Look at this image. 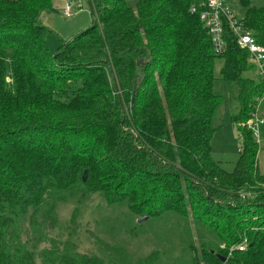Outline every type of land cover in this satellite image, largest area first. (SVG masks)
Returning <instances> with one entry per match:
<instances>
[{"label": "trees", "instance_id": "trees-1", "mask_svg": "<svg viewBox=\"0 0 264 264\" xmlns=\"http://www.w3.org/2000/svg\"><path fill=\"white\" fill-rule=\"evenodd\" d=\"M199 1L87 0L90 25L52 51L42 21L52 0H0V264H264V174L245 126L264 83L244 74L247 53L228 33L225 53H214L200 10L190 11ZM239 2L264 45V6ZM218 57L237 105L232 172L211 149ZM95 194L135 219L181 226L180 255L133 260L105 243L79 252L71 226L80 210L65 238L47 236L59 204Z\"/></svg>", "mask_w": 264, "mask_h": 264}, {"label": "rangeland", "instance_id": "rangeland-1", "mask_svg": "<svg viewBox=\"0 0 264 264\" xmlns=\"http://www.w3.org/2000/svg\"><path fill=\"white\" fill-rule=\"evenodd\" d=\"M137 0H126L130 6H135ZM74 0H52L53 10L42 15L43 23L52 30L48 36V46L55 51L61 42L71 39L75 34L86 29L91 23L87 0H81V8L78 9L73 4ZM257 5L264 6V0H254ZM234 13L241 17L245 8L239 0H231ZM66 5L71 6V16L63 15V9ZM248 64V62H247ZM223 65L222 58H216L214 61V92L223 97V100L216 107L212 117L213 135L211 138L212 157L227 172L235 169L237 159L240 153L241 138L237 124L232 117L237 114V105L232 100L231 90L227 83L220 78V69ZM249 65V64H248ZM255 78V72L251 69L244 73ZM264 108V101H263ZM257 168L260 174H264V124L260 127ZM74 210H80V215L71 226L76 230L78 236L77 250L79 252H97L101 245L118 244L126 248L133 260L147 256L153 250H163L173 253L174 258L179 256L178 245L186 236L182 232V227L173 226L164 218L157 220L150 219L141 221L139 218L128 214L123 207L108 206L99 194L91 195L83 199L80 204L76 202H65L57 207L58 221L55 226L47 227L45 230L47 236L65 238L69 226V218ZM191 224V223H190ZM29 222H23V228L26 230ZM135 228L137 233H130L131 228ZM191 234L196 245L197 234L191 224ZM132 232V231H131ZM173 241V242H172ZM174 243L176 247H171ZM50 242L42 241L39 248L49 246ZM107 249V248H106ZM109 257L112 252L107 249L103 251ZM39 259V258H38ZM166 264L171 263V258ZM166 262L167 257L164 256ZM40 262V261H39Z\"/></svg>", "mask_w": 264, "mask_h": 264}, {"label": "built area", "instance_id": "built-area-1", "mask_svg": "<svg viewBox=\"0 0 264 264\" xmlns=\"http://www.w3.org/2000/svg\"><path fill=\"white\" fill-rule=\"evenodd\" d=\"M76 8L80 9L81 0H74ZM199 12L200 21L211 36L213 51L216 55L225 53L226 33L233 37L237 46L247 53V62L255 72V80L264 83V45L259 44L252 33L247 30L242 18L234 13L231 0H200L190 5V11ZM63 15L71 16V6L66 5ZM264 95L256 97L253 110L247 119L245 126L250 129L256 141L259 140L260 127L264 124ZM244 244L235 249L242 250ZM232 249H230L231 251Z\"/></svg>", "mask_w": 264, "mask_h": 264}, {"label": "water", "instance_id": "water-1", "mask_svg": "<svg viewBox=\"0 0 264 264\" xmlns=\"http://www.w3.org/2000/svg\"><path fill=\"white\" fill-rule=\"evenodd\" d=\"M136 85V84H135ZM135 85H134V89H135ZM86 170H84V172H83V175H82V179H83V181L85 180V178H86ZM217 255V257L218 258H220V260L222 261V262H224V261H226V257H224V256H222V255H220V254H216Z\"/></svg>", "mask_w": 264, "mask_h": 264}]
</instances>
